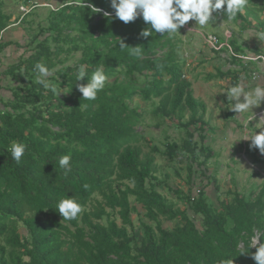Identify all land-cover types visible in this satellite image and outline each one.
<instances>
[{
  "label": "trees",
  "instance_id": "1",
  "mask_svg": "<svg viewBox=\"0 0 264 264\" xmlns=\"http://www.w3.org/2000/svg\"><path fill=\"white\" fill-rule=\"evenodd\" d=\"M33 1L22 0L30 9L17 16L19 24L39 11ZM248 2L253 3L246 4L244 15L233 19L251 25L264 10V0ZM57 3L46 9V23L32 35L27 56L2 72L15 84L7 100L0 96V264H218L222 259L227 264H256L253 254L264 243V185L248 196L235 191L227 200L215 191L217 204L201 181L191 182L185 195L169 185L186 201V208L180 209L157 189L166 183V175H155L154 156L140 145L142 109L132 105L134 97L144 103L157 100L153 114L176 116L185 128L181 143H167L163 151L152 146L153 152L171 162L184 157L190 176L194 162L201 167L209 162L206 133L196 140L188 130L197 125L195 131H205L206 108L184 78L176 33L155 32L142 15L124 23L115 17L111 0ZM2 5L0 1L1 49L9 44L3 30L11 24ZM89 5L100 11L93 13ZM146 28L153 34L144 38L140 33ZM226 41L234 54L246 55L240 45ZM121 43L141 46L142 55L130 54ZM71 53H79V59L55 69L57 57ZM225 53L243 67L254 63ZM37 64L49 68L45 79L61 91L57 96L36 82ZM81 65L89 79L100 67L108 77L95 100L83 99L76 87L88 82L87 76L76 81ZM238 81L236 75L232 84ZM186 110L189 117L182 122ZM13 142L27 145L19 163L8 151ZM64 155L71 156L67 175L58 164ZM62 198L82 205L76 219L64 220L56 210ZM132 213L139 216L140 233ZM256 234L259 244L252 246Z\"/></svg>",
  "mask_w": 264,
  "mask_h": 264
},
{
  "label": "rangeland",
  "instance_id": "2",
  "mask_svg": "<svg viewBox=\"0 0 264 264\" xmlns=\"http://www.w3.org/2000/svg\"><path fill=\"white\" fill-rule=\"evenodd\" d=\"M0 1L3 3L5 13L11 16L9 22L11 24L6 29L11 28L6 35V29L3 30V36L6 37L4 39L9 40L7 41L9 44L3 49L0 47V96L7 100L10 97L9 88L15 82L9 75L6 76L2 72L11 64L16 63L20 56H27L29 53L27 45L32 35L38 33L39 25L43 26L46 23L48 15L46 9H53L56 4L58 5L57 2L62 0H36L39 2L40 9L25 17L24 24L23 21L20 24L17 22L12 24V21H17L15 19L19 14L27 10V7L21 6V0ZM252 3L246 0V4ZM261 6L262 4H255V7L260 8ZM223 9L222 7L212 13L211 21L207 26L201 28L195 20H189L176 33L180 39L177 42L178 54L184 61V78L191 82L193 96L202 101L206 108L204 112V119L207 121L205 131H195L197 125H191L188 130L194 132L196 140L199 139L200 134L206 133L205 141L211 152L209 162L201 167L193 161L194 175L191 172L190 176L187 167L189 162L184 157L171 162L166 156L153 152L154 150H151L153 147L163 151L167 143L173 141L181 143L185 136V128L178 123L176 116L153 114L158 106L157 100L144 103L139 97H134L132 101V105H139L142 109L141 124L137 126V130L142 132L144 137L140 141L142 150L154 156L157 166L155 175L159 179H164V174L166 175V183L157 189L180 209L186 208V201L182 195L178 196L171 191L172 188H168L169 185L185 195L192 187L191 182L201 181L199 185L216 204L215 191L219 194V199L227 200L231 199L235 191L248 196L251 191H257L264 185V154L254 147L250 148V139H244L254 131L258 134L264 130V101L254 106L251 111L238 114L231 109L235 101H229L224 92L233 85V77L236 75L239 77L238 83H243L245 87H254L256 84L264 86V64L258 59L252 64L247 63L248 67H243L227 57L224 53L225 49L213 52L206 44L207 36H215L220 40L223 39L222 42L228 39L234 47L240 45L243 51L251 57L263 56L264 37L260 34L264 32V10H261L252 24L248 25L241 19L229 18L223 13ZM241 13L244 15L245 11ZM259 22H263V25ZM23 26L26 28L24 29ZM39 37L42 39L44 36ZM64 55L57 57L55 69L73 65L80 57L79 53ZM217 71H221L220 74L224 72V75L219 76ZM0 108H3L1 103ZM188 117L189 113L186 110L182 122H186ZM204 168L205 173H203ZM198 170L201 171L200 177ZM188 176L190 182H188ZM131 216L134 227L140 233L139 216L136 213H132ZM117 222L120 223V219H117ZM172 226L173 223L168 227ZM256 239V245H258V234L252 238V246Z\"/></svg>",
  "mask_w": 264,
  "mask_h": 264
},
{
  "label": "clouds",
  "instance_id": "3",
  "mask_svg": "<svg viewBox=\"0 0 264 264\" xmlns=\"http://www.w3.org/2000/svg\"><path fill=\"white\" fill-rule=\"evenodd\" d=\"M33 2L35 6H40L36 0ZM24 5L26 4L21 0V6ZM89 7L93 13L100 11L92 5H89ZM111 7L115 10V17L124 23L132 22L138 15H142L143 21L150 24L151 29L164 35L178 33V29L189 20H195L196 24L203 28L210 23L212 13L222 7L225 9L224 14L226 13L229 18H235L238 13L245 9L246 0H111ZM104 15L107 17L109 13L105 12ZM16 22L18 23V20ZM152 34L147 28L140 33L144 38ZM260 35L264 37V32ZM120 47L129 48L131 50L130 54L134 56L139 57L142 55L143 49L141 46L127 47L121 43ZM35 71L39 73L37 83L49 88L56 96L61 92L46 81L45 77L50 75L49 68L43 64H37ZM85 76L88 78L87 70L85 66L81 65L76 75V81L83 79ZM107 79L103 67L96 68L92 72L91 78H88L87 84H77L76 87L82 94L83 99L95 100L97 93L104 88ZM224 92H226L229 101H235V103H232L231 109L238 114L251 111L254 106H258L264 101V86L259 84L254 87H245L243 83H236ZM244 139H250V148L254 147L261 154H264V130H261L258 134L254 131ZM26 148L25 143L13 142L8 151H10L12 158L19 163L25 154ZM70 160V155H64L58 160L59 167L64 170L65 175L72 171ZM56 210L64 220H73L82 212V205L73 198H62L58 201ZM256 243L257 239L253 246ZM252 258L256 264H264V243L257 247ZM218 264H227V261L222 259L218 261Z\"/></svg>",
  "mask_w": 264,
  "mask_h": 264
},
{
  "label": "built area",
  "instance_id": "4",
  "mask_svg": "<svg viewBox=\"0 0 264 264\" xmlns=\"http://www.w3.org/2000/svg\"><path fill=\"white\" fill-rule=\"evenodd\" d=\"M25 7H27V10L22 12V14L26 13L29 11L30 8H28L27 5H24ZM206 44L214 49V50H222L224 47H226V50L228 51V53L232 54L233 56H236L238 58H242V59H247V60H262L263 64H264V55L261 56V55H258L257 57H251L250 55H242V54H234L232 52V49L230 47V45L225 41V42H222L221 40H219L218 38H216L215 36H207V39H206Z\"/></svg>",
  "mask_w": 264,
  "mask_h": 264
}]
</instances>
